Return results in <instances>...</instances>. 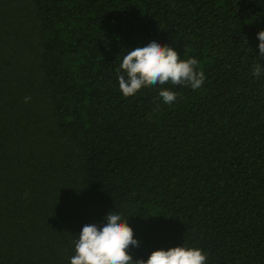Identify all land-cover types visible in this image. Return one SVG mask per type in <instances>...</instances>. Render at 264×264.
<instances>
[{
  "label": "trees",
  "instance_id": "trees-1",
  "mask_svg": "<svg viewBox=\"0 0 264 264\" xmlns=\"http://www.w3.org/2000/svg\"><path fill=\"white\" fill-rule=\"evenodd\" d=\"M260 31L264 0H0V264H70L110 212L134 260L264 264ZM153 41L203 85L125 97L123 56Z\"/></svg>",
  "mask_w": 264,
  "mask_h": 264
},
{
  "label": "clouds",
  "instance_id": "clouds-1",
  "mask_svg": "<svg viewBox=\"0 0 264 264\" xmlns=\"http://www.w3.org/2000/svg\"><path fill=\"white\" fill-rule=\"evenodd\" d=\"M260 56L264 57V31L258 33ZM196 58L181 59L170 46L153 41L144 47L126 52L118 72L119 89L125 97H131L144 87L156 85H184L199 89L205 80L203 71H197ZM264 74V67L254 66L252 75ZM163 103L171 104L176 93L166 88L159 91ZM30 97L25 98L28 102ZM106 223L98 228L85 225L75 241V255L70 264H207V255L195 247H174L157 250L145 261L134 260L129 254L131 248L139 246L134 231L127 220L117 212H110Z\"/></svg>",
  "mask_w": 264,
  "mask_h": 264
}]
</instances>
